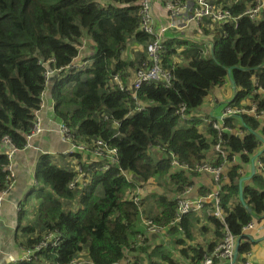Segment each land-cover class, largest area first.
Masks as SVG:
<instances>
[{
  "label": "trees",
  "instance_id": "16d2710c",
  "mask_svg": "<svg viewBox=\"0 0 264 264\" xmlns=\"http://www.w3.org/2000/svg\"><path fill=\"white\" fill-rule=\"evenodd\" d=\"M232 1L225 4L236 20L214 24L209 55L196 36L173 31L162 55L165 67L173 72L172 83L146 82L139 99L148 109L131 114L135 100L129 91L120 90L115 76L126 85L131 71L150 61L147 46L154 37L141 30L140 0H0V193L10 181L9 145L4 139L22 151L36 136L30 137L36 121L42 125L38 113L49 72L82 55L92 60L89 67L59 72L51 92L52 121L58 123V131L67 142L66 130L69 143L84 145L88 153L65 151L79 159L76 169L59 167L49 154L40 156L31 187L33 193L39 191L34 216L21 211L16 233L24 248L34 247L53 232L63 241L38 252L34 261L16 264H71L74 259L87 261L84 264H200L227 231L241 240L239 256L251 251L244 227L264 217V172L243 182L246 205L239 196V180L251 174L252 159L264 167V153L257 157L264 144L252 132L258 124L247 114L226 118L230 128L246 131L240 137L230 130L220 132L213 122L200 130L197 124L202 120L195 115L229 80L237 88L230 107H241L246 99L263 106L254 91L264 86V8L251 18L246 12L257 6V0ZM130 45L139 50L130 54ZM176 54L184 63L174 62ZM181 120L191 124L180 126ZM259 133L264 136V131ZM218 142L225 157L215 148ZM109 149H116L121 169L105 167L110 163ZM173 158L189 165L190 171L173 168ZM206 162L225 171L219 180L224 220L204 210L203 216L190 212L175 223L179 195L191 185V178L192 184L202 175L209 178L197 172ZM79 165L90 182L71 188ZM127 173L141 186L164 180L166 190L154 193L152 199L145 195L137 204L136 186ZM206 188H199L203 195L210 191ZM76 198L78 207L73 203ZM142 217L152 220L158 231L150 232ZM203 219L213 227V239L205 245L195 243V234L208 229L201 226ZM169 234L180 235L176 242L171 240L174 247L182 246L178 258L153 248L151 240L156 243Z\"/></svg>",
  "mask_w": 264,
  "mask_h": 264
},
{
  "label": "built area",
  "instance_id": "2783aa9c",
  "mask_svg": "<svg viewBox=\"0 0 264 264\" xmlns=\"http://www.w3.org/2000/svg\"><path fill=\"white\" fill-rule=\"evenodd\" d=\"M221 5L217 4H210L206 0H162V3H157L156 0H140V11H141V30H143L146 34L151 35L154 37L153 42H151L147 46V53L149 56V60L146 63H143L144 67L136 68L133 72L134 75L130 77L129 83L124 84L119 77V75L115 76L117 80V85L121 91H129L131 97L135 100L136 108L131 111V114L136 112L146 111L148 109V105L144 104L139 99V90L140 88L146 83L150 81L155 82H163L165 84H171L173 80V72L170 68H166L164 64V54L166 53V48L169 40L173 38L172 34L173 31H179L181 35L185 34H192L196 37L202 34L203 36L210 35L211 37L214 36V24L215 23H227L230 21L236 20V17L233 16L231 10L227 8L225 3L229 2L232 3V0H220ZM237 1V0H236ZM235 1V2H236ZM264 7V0H257V6L247 10L246 14L249 15L251 18H255L260 10ZM164 8L166 13L162 14V17L156 13V10ZM204 19H210L211 23L206 24L204 23ZM177 51H180L177 48ZM163 55V56H162ZM174 58H179V55L176 54ZM173 58V59H174ZM174 62H176L174 60ZM74 64L68 66L65 69H72ZM77 66V65H75ZM78 67V66H77ZM83 67V65H80ZM64 69H59L49 72V76L58 75L59 72L63 71ZM48 74V73H47ZM48 76V77H49ZM260 91L264 92V88L260 87ZM257 107L253 106L250 110H245L237 107H228L226 114L233 115V114H240V112H252L256 114ZM258 118H264V111L261 114H256ZM213 126L219 130L220 132H224L230 130L238 134L239 136L243 137L246 133L245 130L240 129L237 131L233 130L229 126L222 127L219 123L213 122ZM42 131V125L40 120L36 121L35 130L33 135H38ZM63 132L66 134V138L70 140V135L67 133L66 130L63 129ZM4 143L10 146V150L8 152V156L10 159L13 158L18 149L12 144L9 138L4 139ZM221 142H218L215 148L220 151L223 157L226 156L225 150L221 145ZM86 147L84 145L78 146L77 144H72L70 150H84ZM103 148H100L102 150ZM69 150V151H70ZM71 151V152H72ZM101 155V152H97ZM175 157L174 154H172ZM107 158L110 163L106 164V168H110L116 162V149H109L107 151ZM171 165L173 168L177 169H184L190 171L189 165L184 164L180 160L173 158L171 160ZM257 169L261 172H264L262 169L261 163L257 164ZM10 172V177L14 176L11 167L8 168ZM198 173H203L209 175V177L214 182V190L212 193H209L207 197L204 196H197V197H190L194 191V187L197 186L196 183L192 184L191 178V185L187 186L182 195L179 199V207H178V214L177 218L175 219V223L179 222L182 216L186 213L191 211H201L207 202H212V212L213 214L224 220L223 209L220 203L219 197V180L220 178L225 175V171L222 166H218L217 168L212 167L210 163L206 162L203 165H199L197 167ZM82 176H85V173L78 174V177L71 182L70 187L75 188L78 182L85 183V180H82ZM13 186V182L9 184V187L3 190L0 193V210L2 209L3 203L6 200V195L8 194L9 189ZM139 190V186L137 188ZM141 194H136L134 197V201L137 204L141 203L140 199ZM178 196V197H179ZM143 222L147 225V228L150 232L155 233L158 231L157 226L153 223L152 220L147 218H141ZM254 224L251 223L244 227V231L248 229H253ZM62 243V237L53 232L44 237V240L40 243L36 244L32 248H28L24 250L23 254L18 257H11L14 262L18 261H31L33 260L36 253L42 251L45 248H49L50 246L56 247ZM237 247V237L232 235L229 231L226 232L225 237L222 243L208 256L204 258V260L200 264H264V263H257L252 259H249L247 256L242 261H238L235 258V251ZM87 261H81L79 259H74L71 261V264H84ZM124 264H127L124 262Z\"/></svg>",
  "mask_w": 264,
  "mask_h": 264
},
{
  "label": "crops",
  "instance_id": "0c3cea01",
  "mask_svg": "<svg viewBox=\"0 0 264 264\" xmlns=\"http://www.w3.org/2000/svg\"><path fill=\"white\" fill-rule=\"evenodd\" d=\"M156 2L162 3V0H156ZM198 36V45L203 46L205 54L209 55L215 35L213 37L210 35L203 36L202 34ZM85 41L87 42L86 38ZM130 48L135 51L139 50L136 46L132 47L130 45ZM89 60L92 61L91 59ZM174 60L177 63H184L181 55H179V58L177 59L174 58ZM54 77L55 76L52 75L48 77L47 88L43 95V106L38 113L42 118V128L44 127L43 132L41 131L42 133L40 132L38 135L34 136L29 142V146L22 151H17L13 157L12 164L16 179L13 187L6 196L2 209L0 210V264H15L10 260L11 257L21 256L23 253L24 246H21L20 242H17L16 240L18 221L21 211H24L25 214V210H27V217L32 218L34 216L35 211L33 205H31L29 201L35 199L33 198L34 193L31 191V187L36 182L34 177V167L40 159V156L43 154H49L50 158L64 156L70 159V161L73 160L76 165L79 160L67 156L65 151L70 148V143L66 142L58 131V123L55 120L52 121L53 114L51 113V106L54 105V101L51 97V92ZM226 85L230 86L232 90V94L229 98H223L220 93L221 88H217L214 90V92L216 91V94L214 96L210 95L207 99L208 103L201 106L198 113L195 114L197 117L201 118L202 121H205V126L206 124L215 121L224 127L225 119L230 116L229 114H226L227 108L230 107V102L234 97V94L237 92V89L232 85L231 80H229ZM233 123L236 124V121H233ZM195 180L199 181L197 186L194 187V191L189 194L192 198L201 196L202 193L199 190L200 187H207L206 189L210 190L204 195L202 194L203 196L212 193V190L215 188L214 182L210 177L206 179L202 175ZM204 210L200 211V213H203ZM206 211L210 212V209L206 207ZM23 223L26 224V221L24 220ZM253 224V229L244 231L246 237L249 238L248 241L251 245V251L246 253V255L238 256V261H242L249 256V259H252L257 263H264V217L262 219H256ZM201 226H208V229L204 230L200 235V238H198L199 241L205 245L207 241L213 239V227L204 219L201 222Z\"/></svg>",
  "mask_w": 264,
  "mask_h": 264
},
{
  "label": "rangeland",
  "instance_id": "374dc122",
  "mask_svg": "<svg viewBox=\"0 0 264 264\" xmlns=\"http://www.w3.org/2000/svg\"><path fill=\"white\" fill-rule=\"evenodd\" d=\"M217 4H220L221 5V1L220 0H217ZM162 10V11H160ZM156 13L162 17V14L166 13V11L164 10V8H161L159 10H156ZM204 23L206 24H209L207 23L206 19H204ZM87 38V37H85ZM128 52L131 54L132 53V49L130 48L129 46V49H128ZM82 55V54H81ZM83 58V55L80 56L79 60L78 61H81V59ZM135 70V69H134ZM133 70V71H134ZM132 71V74L134 75V72ZM220 93H221V96L225 99L229 98L232 94V90H231V87L228 86V85H225L223 86L221 89H220ZM216 94V91L212 94V96H214ZM191 123L190 122H185V120H181L180 121V126H185V125H190ZM197 127L202 130L204 129L205 127V121H201L200 123L197 124ZM51 161L52 163H56L59 167H62V168H69V169H76V164L72 161H70V159H68L67 157H64V156H59V157H51ZM73 163V164H71ZM78 170H79V173H82V165H79L78 167ZM14 173V172H13ZM40 182V185L43 184L44 182L42 180H39ZM160 182V183H159ZM166 182L164 180H161V181H155V180H151L149 181L148 183L147 182H143L142 186L139 187V190H134L136 194H141L142 195H148V198L149 199H152V195L154 193H158L164 189L166 190V188H164V184ZM146 190V191H144ZM38 189L34 192V196L32 201L30 200L29 203L31 205H33L34 203H37L38 202ZM73 203L75 204V207H78L79 203H78V198H76L75 200H73ZM196 213H198L200 216H203V213H200V211H197ZM202 233H197L195 234L196 237H195V243H200L201 241H199L198 238H200V235ZM180 235H175V236H172V235H161L160 236V239L158 241H155L154 240H151V242L154 244L153 248H155L156 246L160 247L161 250L165 251V252H170L171 255L175 258H178V256L180 255V247H174V244L171 242V240H173L174 242H176V239L179 237ZM183 239H186V236L184 237H181ZM184 245V244H183ZM186 245V244H185Z\"/></svg>",
  "mask_w": 264,
  "mask_h": 264
},
{
  "label": "clouds",
  "instance_id": "9594fccd",
  "mask_svg": "<svg viewBox=\"0 0 264 264\" xmlns=\"http://www.w3.org/2000/svg\"><path fill=\"white\" fill-rule=\"evenodd\" d=\"M230 4V3H229ZM264 8V7H263ZM261 11V10H260ZM197 44H199V43H197ZM177 48H179V47H176V50H177ZM180 49V48H179ZM178 52H181V49H180V51H178ZM178 55H180V54H178ZM80 58V57H79ZM79 58H77L76 60H74V62H72L70 65H72V64H74L73 66V68L72 69H82V68H85V67H89L90 65H91V63H92V61H90L88 58L87 59H81V61H78L79 60ZM70 65H68V66H70ZM75 65H77V66H75ZM80 65H83V67H80ZM67 66V67H68ZM67 67H65V68H67ZM65 68H63L64 70H63V72H67L68 70H70V69H65ZM56 76V75H55ZM58 76H59V74H58ZM60 76H62V75H60ZM260 87H263L264 88V86H260V85H258V87L255 89V91H254V93L255 94H258V98H259V100H262L263 102H262V104H263V106L262 107H259V105H258V102H255L254 100H252V99H246V100H243L242 101V104H243V106H241V107H239V108H241V109H245V110H250L253 106H256L257 107V110H256V114H261L263 111H264V92H262V91H260L259 89H260ZM237 89V88H236ZM234 107H237L238 108V106H234ZM240 114H247V115H250V116H252V118H253V120L258 124V129L257 130H252V132L253 133H256V135H257V137L259 138V140L264 144V136H262L259 132H262V131H264V118H258L257 116H256V114H254V113H252V112H240ZM233 115H238V114H233ZM230 116H232V115H230ZM230 116H228V117H230ZM227 117V118H228ZM240 119V118H239ZM240 121L242 122V120L240 119ZM215 122V121H214ZM224 126H227L226 125V119H225V123H224ZM234 130V129H233ZM231 133H233V134H235V132H231ZM236 135V134H235ZM241 137V136H240ZM244 137V136H243ZM68 140V139H67ZM67 142H69V140L67 141ZM71 145L72 144H70V148H71ZM69 148V149H70ZM69 149H67V150H69ZM9 150H10V146L8 147V150H7V155H8V152H9ZM66 150V151H67ZM17 152V151H16ZM15 152V153H16ZM83 152H85V153H88L87 151H83ZM260 154L259 155H257V157L258 156H260V155H262L263 153H264V151L263 150H261L260 152H259ZM13 157H14V155H13ZM8 158H9V156H8ZM107 158V157H106ZM108 159V158H107ZM159 159H162V155H160L159 156ZM256 159V158H255ZM9 160H10V164H9V166L11 167V170L14 172V168H13V164H12V161H13V158L12 159H10L9 158ZM109 161V160H108ZM254 163H255V167H256V172H255V174L259 171L258 169H257V166H256V162L254 161ZM262 165V169H263V171H264V167H263V164H261ZM9 166L7 167V169L9 168ZM77 166V165H76ZM251 166H252V164H251ZM115 167H118V168H120L121 169V167L119 166V163H118V156H117V151H116V162L113 164V165H111V168H115ZM78 172H79V170H78ZM84 172V171H83ZM10 173V172H9ZM85 173V172H84ZM127 177H128V181L131 183V184H133V182L135 183V186H136V190H137V188H138V186L140 187L141 185L138 183V182H136V181H134V180H132L131 179V177L129 176V173H127V174H125ZM78 177V176H77ZM77 177H75V179L77 178ZM9 179H10V181H9V183H8V185L10 184V182L12 183L13 182V185H14V182H15V179H16V174H15V172H14V176L13 177H10V175H9ZM74 179V180H75ZM73 180V181H74ZM82 180H85L86 182L85 183H82L81 181L80 182H78L77 183V186H80V187H82V186H85L86 184H88L89 182H90V178L87 176V174L85 173V176H82ZM72 181V182H73ZM77 186L75 187V188H77ZM9 187V186H8ZM7 187V188H8ZM13 187V186H12ZM11 187V188H12ZM6 188V189H7ZM10 188V189H11ZM10 189H9V191H10ZM5 190V189H4ZM9 191H8V193H9ZM144 191H146V190H144ZM8 195V194H7ZM6 195V196H7ZM203 196V195H202ZM208 195H206V196H204V197H207ZM143 198H144V195H142V196H140V199H141V201H143ZM206 204H208V206H206ZM205 204V206H204V208L202 209V210H206V207H208L209 209H210V213L211 214H213V212H212V202H207ZM201 210V211H202ZM191 212H195L196 213V211H191ZM190 213V212H189ZM187 214V213H186ZM198 214V213H197ZM185 215V214H184ZM183 215V216H184ZM249 239V238H248ZM62 241H63V238H62ZM237 243H238V238H237ZM61 245V244H60ZM59 245V246H60ZM50 247H53V246H50ZM56 247H58V246H56ZM32 248V247H31ZM26 249H28V248H24L23 249V252H24V250H26ZM46 249H48V248H45V249H43V250H46ZM23 254V253H22ZM37 254V253H36ZM238 256H239V253H238ZM238 256L236 257L237 259H238ZM18 257H20V256H17V257H15V258H18ZM36 257V255L34 256V258ZM34 258H33V260H31V261H34ZM11 261H12V263L14 262L12 259H10ZM31 261H18V262H14L15 264L16 263H19V262H31ZM64 264V263H63Z\"/></svg>",
  "mask_w": 264,
  "mask_h": 264
},
{
  "label": "water",
  "instance_id": "95a60500",
  "mask_svg": "<svg viewBox=\"0 0 264 264\" xmlns=\"http://www.w3.org/2000/svg\"><path fill=\"white\" fill-rule=\"evenodd\" d=\"M231 72H232V71L229 70V74H231ZM232 85L236 88V85H235V83H234L233 81H232ZM259 154H260V153H259ZM259 154H258V155H259ZM254 161H255V158L252 159V172H251V174L248 175V176H245V177H243V178H241V179L239 180V190H240V192H239V196H240V199H241V201H242V203H243L244 205H246V202H245L244 197H243V186H242V184H243V182H244L245 180H248V179H250L252 176L255 175L256 167H255V163H254ZM247 208H248L249 211L251 210V209L249 208V206H247ZM240 243H241V240L239 239V240H238V243H237L236 251H235V258L238 256Z\"/></svg>",
  "mask_w": 264,
  "mask_h": 264
},
{
  "label": "bare ground",
  "instance_id": "6f19581e",
  "mask_svg": "<svg viewBox=\"0 0 264 264\" xmlns=\"http://www.w3.org/2000/svg\"><path fill=\"white\" fill-rule=\"evenodd\" d=\"M246 12V11H245Z\"/></svg>",
  "mask_w": 264,
  "mask_h": 264
}]
</instances>
